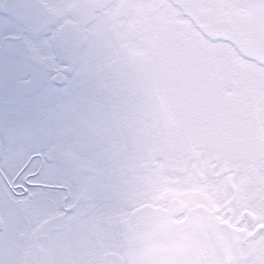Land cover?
Masks as SVG:
<instances>
[{"label": "snow or ice", "instance_id": "6c2138e0", "mask_svg": "<svg viewBox=\"0 0 264 264\" xmlns=\"http://www.w3.org/2000/svg\"><path fill=\"white\" fill-rule=\"evenodd\" d=\"M225 9H243L242 23L258 21L259 33L210 14ZM256 56L264 59V0H15L0 14V264H40L34 242L49 228L83 236L99 219L127 223L132 264H264V227L243 260L202 252L227 217L209 195L172 194L145 163L167 166L169 138L189 125L217 152L264 139ZM73 88L89 116L64 124Z\"/></svg>", "mask_w": 264, "mask_h": 264}, {"label": "clouds", "instance_id": "9594fccd", "mask_svg": "<svg viewBox=\"0 0 264 264\" xmlns=\"http://www.w3.org/2000/svg\"><path fill=\"white\" fill-rule=\"evenodd\" d=\"M230 74L241 81L247 79L235 70ZM207 88L211 95L218 96L213 80L207 81ZM85 105L82 94L76 88L71 89L67 107L62 110V123L76 124L87 118L89 112ZM201 130L189 125L177 131L174 144L169 138L171 151L167 166L161 167L151 159L145 163L153 166L151 170L158 179L166 181L175 177L200 186L211 197L214 206L223 208L227 205L235 210L232 217H227L233 221L245 207L257 211L258 218L248 224L252 230L264 222V139H257L255 143L233 141L231 150L217 152L213 143L196 139ZM243 152H253L262 158L259 184L241 174L238 155ZM128 227L123 221L109 223L99 219L83 236H64L60 225H53L39 242H34V246L39 253L40 264H85L99 256H106L116 264H132Z\"/></svg>", "mask_w": 264, "mask_h": 264}, {"label": "flooded vegetation", "instance_id": "af4514ba", "mask_svg": "<svg viewBox=\"0 0 264 264\" xmlns=\"http://www.w3.org/2000/svg\"><path fill=\"white\" fill-rule=\"evenodd\" d=\"M190 1L192 3H200V4H208V5L248 4L240 0H190ZM14 2L9 5L8 11L12 9ZM76 2L77 0L74 1V3ZM113 2H118V0H79V3H81L82 5H89L94 3H113ZM167 2L176 4L179 2V0H167ZM210 14L213 16L221 17L223 20H229L230 22H234V23L242 22L247 15L243 9H237L232 12L225 9L220 12H211ZM255 25H257V23ZM255 25H250V27H254ZM238 161L240 165L241 174L244 175L246 178L256 180L257 184H259L261 182L259 173L262 167V158L253 152H243L238 155ZM183 184H185V186L179 187V190L177 189L173 191L170 190L172 194L176 195L177 197H201V198L208 195L203 188L191 183V181L186 182V180H184ZM214 207L217 212L222 213L221 216L232 217L235 214V210L231 207H228L227 205H225L223 208L219 206H214ZM257 218H258L257 211L253 210L252 208L245 207L239 211L238 217L236 218L235 221H233L230 218L224 220L227 221L232 226V228L236 230V234H237V240L231 253V261L243 260L246 258L247 256L246 249L249 245L251 235L253 234L254 231L259 230L260 227H264V222H261L255 225V227L252 230H249L248 227L249 222L254 221Z\"/></svg>", "mask_w": 264, "mask_h": 264}, {"label": "water", "instance_id": "95a60500", "mask_svg": "<svg viewBox=\"0 0 264 264\" xmlns=\"http://www.w3.org/2000/svg\"><path fill=\"white\" fill-rule=\"evenodd\" d=\"M244 3H253L256 0H240ZM14 0H8L3 6H0V13H5L8 10L10 4ZM216 19V18H215ZM240 26L247 27L248 31L259 33L261 25L257 22V25L250 27V25H244L242 22H239ZM255 59L257 62L264 63V59L260 56H256ZM220 232L219 234H210L205 237L203 242L202 252L205 254H211L217 260L230 261L231 251L233 246L236 243V232L228 224L220 222Z\"/></svg>", "mask_w": 264, "mask_h": 264}, {"label": "rangeland", "instance_id": "374dc122", "mask_svg": "<svg viewBox=\"0 0 264 264\" xmlns=\"http://www.w3.org/2000/svg\"><path fill=\"white\" fill-rule=\"evenodd\" d=\"M0 1H3V0H0ZM74 1L75 0H73V2ZM78 2L79 1H77L76 3H78ZM181 181H182L181 179H177V178L172 179V177H171V178L167 179L165 182L168 183V184H170V185H172V188L170 190L173 191L175 189L179 190V187L185 186V184H183L184 183V180L182 182ZM186 182H187V180H186ZM194 187H196V186H194Z\"/></svg>", "mask_w": 264, "mask_h": 264}]
</instances>
